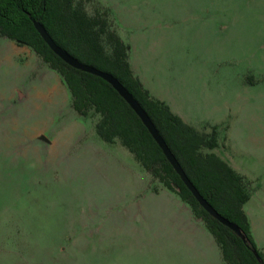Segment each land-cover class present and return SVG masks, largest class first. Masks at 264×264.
I'll return each instance as SVG.
<instances>
[{
	"label": "rangeland",
	"instance_id": "1",
	"mask_svg": "<svg viewBox=\"0 0 264 264\" xmlns=\"http://www.w3.org/2000/svg\"><path fill=\"white\" fill-rule=\"evenodd\" d=\"M82 4L108 18L154 98L201 133L227 127L218 153L249 184L264 256V0ZM96 123L34 51L0 37V264H223L189 206Z\"/></svg>",
	"mask_w": 264,
	"mask_h": 264
},
{
	"label": "trees",
	"instance_id": "2",
	"mask_svg": "<svg viewBox=\"0 0 264 264\" xmlns=\"http://www.w3.org/2000/svg\"><path fill=\"white\" fill-rule=\"evenodd\" d=\"M82 1L0 0V37L30 48L59 74L69 92L72 108L86 119L97 118L96 130L101 139L110 144L121 143L153 182L176 193L189 206L193 217L215 238L224 264H264L244 210L249 184L218 153L225 147L222 140L226 139L227 127L214 126L210 133H201L154 98L133 72L130 47L115 30H110L108 18L92 16ZM32 19L40 22L54 41L78 61L112 74L128 89L201 195L242 229L247 242L200 206L141 119L118 92L102 78L74 69L60 59L37 32ZM104 39L109 42L110 52Z\"/></svg>",
	"mask_w": 264,
	"mask_h": 264
},
{
	"label": "water",
	"instance_id": "3",
	"mask_svg": "<svg viewBox=\"0 0 264 264\" xmlns=\"http://www.w3.org/2000/svg\"><path fill=\"white\" fill-rule=\"evenodd\" d=\"M32 22L35 26V29L40 34L42 39L45 43L50 47V49L66 64L73 67L74 69L80 70L85 73L92 74L99 78H102L107 83H109L117 92L118 94L127 102V104L133 109V111L137 114V116L141 119L144 126L148 129L151 136L158 144V146L163 151L168 162L172 165L176 173L180 176L181 180L185 184V186L191 191L195 199L198 201L200 206L209 213L213 218L218 220L221 224L228 227L232 230L237 236H239L244 242H247V237L243 233L242 229L232 223L230 220L225 218L221 215L199 192L196 186L191 182L185 171L183 170L182 166L176 159L175 155L172 153L170 148L168 147L166 141L160 135L159 131L157 130L156 126L152 122L151 118L147 114V112L142 108L140 103L134 98V96L128 91V89L112 74L107 72L101 71L95 67L89 66L87 64H83L74 58L70 53L62 49L50 36L46 28L35 19H32ZM254 255L256 256L259 262H262V259L258 255L256 250H253Z\"/></svg>",
	"mask_w": 264,
	"mask_h": 264
},
{
	"label": "crops",
	"instance_id": "4",
	"mask_svg": "<svg viewBox=\"0 0 264 264\" xmlns=\"http://www.w3.org/2000/svg\"><path fill=\"white\" fill-rule=\"evenodd\" d=\"M131 63V61H130ZM131 66H132V69H133V72L135 74V69H134V65L131 63ZM138 77V76H137ZM139 78V77H138ZM140 80V79H139ZM177 115V114H176ZM179 116V115H178ZM187 123V122H186ZM206 133V132H205ZM225 153H222L220 151V155L223 157L224 160H226L238 173L240 172V168L235 164V162H233L231 159H229L228 157H226V154L224 156ZM227 158V159H226ZM191 211V210H190ZM192 215V213H191ZM193 217V215H192ZM194 218V217H193ZM195 219V218H194ZM196 220V219H195ZM207 230V229H206ZM215 239V238H214ZM216 241V240H215ZM217 243V242H216ZM218 245V244H217ZM219 247V246H218ZM222 253V252H221ZM222 260H223V256H222ZM223 264H224V261H223Z\"/></svg>",
	"mask_w": 264,
	"mask_h": 264
}]
</instances>
